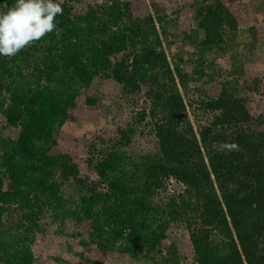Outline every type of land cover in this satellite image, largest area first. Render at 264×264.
Listing matches in <instances>:
<instances>
[{
  "label": "trees",
  "instance_id": "obj_1",
  "mask_svg": "<svg viewBox=\"0 0 264 264\" xmlns=\"http://www.w3.org/2000/svg\"><path fill=\"white\" fill-rule=\"evenodd\" d=\"M62 7L59 38L0 56V264H264V81L244 78L248 58H238L264 45V20L244 0ZM171 37L195 59L171 60ZM227 53V75L210 73V56ZM96 78L119 84L135 110L78 138L63 125L100 118ZM192 81L202 82L197 125ZM138 133L153 147L136 152Z\"/></svg>",
  "mask_w": 264,
  "mask_h": 264
},
{
  "label": "rangeland",
  "instance_id": "obj_2",
  "mask_svg": "<svg viewBox=\"0 0 264 264\" xmlns=\"http://www.w3.org/2000/svg\"><path fill=\"white\" fill-rule=\"evenodd\" d=\"M90 4H96L98 2H102V0H86ZM149 1V0H146ZM160 2L168 3L171 0H159ZM178 2H182V0H177ZM248 15L251 20L255 22H261L264 20V0H244ZM176 35V33H175ZM170 40L173 42L171 50H168V55L171 60L172 54L176 52H184V58L187 60L188 58L195 59V49L193 47L188 46L183 43L180 38L171 37ZM243 46L239 51L243 55H238L239 60H243L246 56L248 61H245V77H250L253 75H257L261 77L264 81V45H262L258 50L251 49V47ZM254 50V52H253ZM211 60L216 62V66H214L210 73L218 72L217 70H223L224 74L232 69L233 64L236 59L233 57L231 53H227L222 57L215 58L214 55L210 56ZM191 64H188L190 66ZM243 77L241 78V83L243 82ZM218 84L217 81L210 83L208 85H204V89L209 88V86ZM201 81H192L189 84V91L185 92V98L188 102L189 113L192 121L197 125V122L203 119L204 116L201 111H199L196 106L197 104L193 103L194 100L197 99L196 88L201 87ZM210 87V88H211ZM92 88L98 92V94L102 97L103 108L100 111V118L98 120H88V119H80L78 117L71 118L67 120V122L63 125V129L65 132L72 134L78 138H88L93 136V134L101 131H107L110 129L116 120H121L128 118L135 110L133 105L128 104L123 96L122 89L119 84L112 80H103L96 78L93 81ZM249 98H252L253 101L257 98V96L253 94L247 95ZM192 104V106H191ZM144 133L147 131L144 129ZM144 133H138L133 142V147L136 152H144L147 149L153 147L154 143L152 138L144 136ZM73 239H65L61 244V250L67 251L68 248L73 244ZM135 264H151L148 262H137Z\"/></svg>",
  "mask_w": 264,
  "mask_h": 264
},
{
  "label": "clouds",
  "instance_id": "obj_3",
  "mask_svg": "<svg viewBox=\"0 0 264 264\" xmlns=\"http://www.w3.org/2000/svg\"><path fill=\"white\" fill-rule=\"evenodd\" d=\"M5 8L0 11V56L13 57L54 31L59 38L61 30L54 21L63 14L62 0H14ZM221 149L238 151L239 145L225 142Z\"/></svg>",
  "mask_w": 264,
  "mask_h": 264
}]
</instances>
